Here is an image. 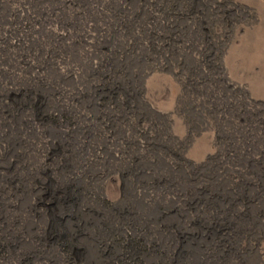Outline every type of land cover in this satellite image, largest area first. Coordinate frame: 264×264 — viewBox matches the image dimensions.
I'll list each match as a JSON object with an SVG mask.
<instances>
[{
  "label": "rangeland",
  "instance_id": "1",
  "mask_svg": "<svg viewBox=\"0 0 264 264\" xmlns=\"http://www.w3.org/2000/svg\"><path fill=\"white\" fill-rule=\"evenodd\" d=\"M0 264H264V0H0Z\"/></svg>",
  "mask_w": 264,
  "mask_h": 264
},
{
  "label": "bare ground",
  "instance_id": "2",
  "mask_svg": "<svg viewBox=\"0 0 264 264\" xmlns=\"http://www.w3.org/2000/svg\"><path fill=\"white\" fill-rule=\"evenodd\" d=\"M117 56V55H116ZM108 59H110V58H108ZM117 60H118V58H117ZM115 61H116V59H112L111 61H110V64L108 65L111 69H114V70H118V69H120L121 71H120V73L119 74H117L118 76L121 74V76H122V69H123V65H124V62H123V58L122 59H120V61H118L117 63H115ZM94 69V68H93ZM107 69V68H106ZM105 70V69H104ZM92 71V70H91ZM94 71V70H93ZM106 71V70H105ZM113 72V71H112ZM93 73V72H92ZM104 73V72H103ZM117 73V72H116ZM102 74V73H101ZM114 74V73H113ZM110 76V75H109ZM114 76V75H113ZM97 78H98V76H96ZM107 78H109V77H106V76H104V74H103V78H102V80L104 81V79H106L107 80ZM112 78V77H111ZM115 78V77H114ZM99 79H101V78H99ZM102 81V82H103ZM122 84V83H121ZM119 85V84H118ZM47 86V85H46ZM119 87H121L122 89H124V84H123V87L122 86H119ZM117 90H118V88H117ZM125 90V89H124ZM114 91V90H113ZM118 92L119 91H117V93H116V95L118 96ZM125 93H126V96H128V93H129V91H126L125 90ZM115 94V93H114ZM120 94V93H119ZM111 95V94H110ZM113 96V95H112ZM122 97V96H121ZM120 97V98H121ZM117 99V98H116ZM47 100V97L45 98V101ZM113 100V99H112ZM119 100V99H118ZM25 103V102H24ZM54 117V116H53ZM56 119V118H55ZM56 121V120H55ZM58 122V121H57ZM69 146H71V145H69ZM11 148V147H10ZM70 151V150H69ZM172 162V161H171ZM170 162V163H171ZM171 166H173V167H175V168H178V166L175 164V165H173V164H171ZM143 168H145L147 171H149V172H153V174H156V173H158L159 172V176H161V173L163 172V168H161V167H156L155 165H151V168H147V167H143ZM193 173V172H192ZM191 176V175H190ZM17 180V179H16ZM18 181L19 182H22V181H20L19 179H18ZM53 182H54V180H52ZM75 181V180H74ZM56 182V181H55ZM156 182L157 183H159V184H162V182H160V181H157L156 180ZM18 182H16V184H17ZM50 183V182H49ZM60 183V182H59ZM69 183V186H68V188L69 189H72V186H74V183H70V182H68ZM46 185V184H45ZM64 185V184H63ZM46 186H48V185H46ZM53 187V186H52ZM51 187V188H52ZM46 188V187H45ZM50 188V189H51ZM55 188V187H54ZM57 191V190H56ZM59 191V190H58ZM63 200V199H62ZM61 200V201H62ZM63 202H66V200L64 199V201ZM163 201L162 200H160L159 201V207L157 208V210L154 208L153 209V211H152V213L154 214V215H152V218H151V220H153L154 218H156L158 215L156 214V213H161V215H167V214H169V213H171L169 210H167V209H165L164 207H163V205H161V203H162ZM115 207H117V204H116V206L114 205V204H111V206L107 209V212H108V216H110V218L108 217V219H104V221H103V231L104 232H114L115 231V228H116V226L114 225V223L112 222V219H111V217L115 214V213H117L116 211L117 210H114V208ZM159 210V211H158ZM55 217H57L58 219H59V221L61 222L60 223V225H62V221L64 220V221H66L64 218H61L60 219V217L58 216V215H56ZM76 218V217H75ZM159 219V218H158ZM76 225H78V224H76ZM58 230V229H57ZM184 231V230H183ZM182 231V232H183ZM53 234H52V238L54 239L53 241H54V243H57V241H59L58 239L61 237V241H63L64 242V240H65V238H67V237H69V235L70 234H68V232H66V233H62V232H60V231H54V232H52ZM63 234V235H62ZM76 235H74L76 238L77 237H79V235L80 234H77V233H75ZM75 237H73L74 239H75ZM71 240H69V242H70ZM49 242H51V241H49ZM71 243V242H70ZM66 247H68V246H70V245H68V244H66L65 245ZM83 250V253H85V252H88V247L87 246H83V248H82Z\"/></svg>",
  "mask_w": 264,
  "mask_h": 264
}]
</instances>
